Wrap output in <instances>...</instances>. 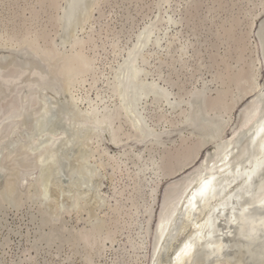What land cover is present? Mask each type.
Returning <instances> with one entry per match:
<instances>
[{
    "label": "bare ground",
    "instance_id": "1",
    "mask_svg": "<svg viewBox=\"0 0 264 264\" xmlns=\"http://www.w3.org/2000/svg\"><path fill=\"white\" fill-rule=\"evenodd\" d=\"M141 1L142 0H47L49 3L47 8H49L50 13L52 11V15H50L49 18V26L47 25L44 27L39 34L41 41L43 39L45 43L43 49L44 55L55 60L58 58L62 59L63 56L66 61L64 60L65 63L62 69L58 71L60 76L65 77V81L67 77L71 85L84 82L85 76L94 71L93 59L85 53V46L92 43L93 38L89 36L81 40L74 37L79 26L87 21L88 18L91 17V14L98 9L102 17L103 15L101 12L103 4L110 6L113 4H125L126 9L130 13L131 10L134 11V9L140 6L139 4ZM122 5L121 7H124ZM186 5V14L182 16L183 24L185 23L183 17L184 20L189 23V21L194 18L197 9L201 7V3L197 2V0L189 1ZM41 6L42 8L44 7L43 5ZM259 8H264V0H256L251 10L255 13L259 12ZM138 9L140 10V8ZM254 13V18L251 19L252 22L249 21L247 24V22L245 23L243 20L234 19L231 26L226 31L224 30L222 33L219 32L220 36H218L214 42H211V45L208 42V46H212V49H217V52L222 45H225V56L211 54L212 56L210 57V60L213 62L212 66L211 64L210 66L215 69L217 66V71H215L217 73L215 74L214 81L221 86L219 87L220 89H217L215 92L205 84L202 87H198L193 82H190L192 86L188 88L185 85L186 82L183 83V81L180 80L182 81V83H180L172 79V75L169 79L160 76L161 68L164 66L168 67L171 73L177 76L176 78H179L181 70L187 71L190 66H193L191 63V65L189 64V58H186L187 50L190 47L182 45V48H176L173 52L171 46L173 41L169 45L166 56L164 58H162L163 55L161 56L160 64L156 59L158 64L155 69L159 78L156 76L157 79L152 78V80H148V77L151 75V69L147 70V66L150 63L151 56H149V54L147 55V49L150 47L151 43L154 46H160L161 44L162 39L159 37L153 41V35L156 33L155 31L156 28H158V23H164V19L161 20V18L158 22L154 21L147 24L139 34H136L134 44L128 48L126 55L123 57L120 56L122 60L113 68L114 75L111 79V83H109L111 91L110 105H106V103L109 102H106L103 98L99 99L97 102L87 97L83 98L78 96L76 98L75 95V97L72 96L71 99L61 100L58 95L61 94L62 96L64 88L60 87L58 84L62 80L55 74L51 76L50 73L52 71L49 73L46 67L48 64L47 60L43 59L41 55L33 54V56L46 68V71H42L44 67H40L41 69L34 68L31 76L43 78L45 84L50 87L55 94L51 96L47 90H44V101L47 102V100L51 99L55 101L56 104H66L65 108L67 109H65V115H72L73 118H77L76 120L78 122L84 121L92 123L93 121L100 125H107L109 122L108 125L112 130V136L108 137L110 143L115 146H122L118 147V150L122 149L123 151L125 148L123 152H118L116 155L111 156L110 161L114 162L112 166L115 170L118 169L121 171L123 169L122 167L126 168L125 171L132 185V188L130 187L131 185H128L120 192L117 191L118 189L116 190V187L114 188V194H120L122 196L125 192L130 190L127 201L132 202L130 208L131 213L127 211V215H119L116 218H112L110 215L109 219L107 218V222L104 220V217L97 214L102 207L107 205L109 198V195L103 191V168L105 167L99 160L96 161L94 156L95 151L101 146L100 143L103 141V136L106 135L105 133L96 135L92 132H79L78 143H73L69 147L68 154H71V159H67L68 164L66 170L62 167V164L57 158L53 159V162H51L48 158L51 152L45 154L47 157L45 155L39 157L38 159L42 160L44 166L39 176L33 174L35 181L29 186L28 190L32 192L31 198L35 195L38 203L45 209L49 217L47 221L49 227L51 229L55 228L56 230L51 231L52 233L56 232L54 236L57 235L61 238V242L62 239L75 241L74 238L76 239V236H78L76 235L77 230H75L76 236L73 234V229L69 234L64 215H67V213L70 214L73 209L79 208L80 201H82L86 203L85 205H87L88 208L90 207L89 210H95L92 212V215H90V219L98 220L100 223L102 222L107 226L105 232L106 237L102 239V244L100 243L101 245L96 252L93 251L97 255L95 257L96 259L102 258L105 251L104 248L106 247L105 243L107 241H110L111 244L116 242L115 236H117L121 230L125 229L123 224L126 220L134 224L135 228L139 225V217L142 216L141 213H143L142 211L144 210L143 217L149 219L146 234L139 233L138 228H136L135 234L138 238H136L137 241L134 243L136 239L133 238L134 236L132 233H129L126 241L128 250L133 253L132 259L147 247L146 264H264V111L261 113L259 107L256 106L257 101L261 97H264V83L260 84L258 82V79L261 78L262 75L261 67L264 68V20L262 23L260 22L261 25L256 34L259 40H257V44L252 46L253 48L251 49L248 42L249 30L254 32V19L261 15V12L256 16ZM31 15V19L35 22L40 18L37 10L33 8L31 10ZM128 16L131 19V15ZM32 22L33 21H31V23ZM38 23L36 25H38ZM170 23L171 21L169 24ZM125 24L128 25V23ZM242 26H247L250 29L246 32L241 28ZM35 27L37 28V26ZM33 30H35V28ZM147 30H150V37L146 44L148 48L140 54L139 58L135 60V63L137 69L143 74L141 83L147 88H152V90L150 89L146 94V99L139 104L140 110H137L143 117L147 128L152 132L150 137H144L137 133L135 126L138 118L136 114L134 112H129L120 104L122 93L125 92L128 96V92L132 85L130 74H125L121 70L128 62L133 50L141 46L140 38ZM53 32L57 33V36L61 34L64 40L61 41L62 43L60 42L59 45L56 40L52 38ZM69 38L73 39V42L69 41L71 42L72 51L66 54L60 50V44L65 46ZM114 42H116V39ZM201 54L202 52L199 49H196L195 53H193L191 59H194L193 62L197 63L195 64L196 66L194 65V68L199 67ZM4 60L5 59H3V61ZM44 60L47 61V64L44 63ZM58 61L59 60H57V62ZM22 64L24 65V63ZM168 68L167 70H169ZM53 69L54 68H51L50 70ZM27 71L29 70H25L22 65L10 69L0 67V72L4 74L0 76V87L2 86L1 92L2 89L4 91L11 90L12 88L10 87L12 84L17 82L20 77L25 76ZM169 73L168 71L167 74ZM192 73V76H194V72ZM121 77L123 78L122 81L125 86L124 92L117 85ZM31 86H36L34 80H30L29 82H25L24 80L21 84L19 83L17 88H20L22 95L25 89ZM65 89H67V87ZM66 91L65 93H67ZM4 96L2 95V97ZM249 97L252 98L242 110L241 125L237 129L235 135L231 138H226L228 129L233 124L236 106H238L242 100ZM7 98L9 99V97ZM7 98L6 105L3 106L4 104H0V108L3 106L2 108H7V110L9 109L10 112L14 113L18 109L17 103L15 102L16 100L10 101ZM193 98L205 99L204 110L207 116L206 119L210 121H201V112H199V109L191 112L189 107ZM81 104H85L86 106L81 108ZM31 112L30 115L22 118L20 122H18V125L22 127L20 135L18 136V134L16 135V132H14L8 136L9 138L7 137V139H9L8 141L11 140V142L4 148L6 152V162H4L3 166L0 163V176H2L1 168L6 170V175L11 173V169L7 164L8 159H11V162H18V165L20 164L19 167H23L27 170L31 169V163H26L24 161L27 158L24 156L27 154L29 155L30 144H24L23 147L20 146L19 148L21 150L17 155L13 153V150H15L19 144L18 140L27 137L22 131L30 132L32 135L36 133L35 126L30 118L39 116L42 110L34 109L31 110ZM80 117H92V121L81 120L82 118ZM215 117L220 119H218L220 122L217 123V129L214 128V123L212 124V120ZM34 121L36 120L34 119ZM197 122L200 124V126L197 127L199 130L194 128ZM213 129H215V131L219 130V135L217 137L214 136ZM50 134L52 138L59 140L60 136H58V134L52 132ZM170 139H172V143L166 141ZM35 141L36 140L33 142ZM134 143H144L143 151L135 152L134 148L131 146ZM128 146H130V149ZM63 149L64 146L61 150L59 149L52 153L57 157ZM206 149V156L201 163V167L197 171L186 175L183 177L184 179L182 181H171L188 168H191ZM52 153L51 155H54ZM110 161L109 163H111ZM130 163L133 165L131 166L132 168L129 166ZM154 166L157 168L154 169ZM85 172L93 173L95 176V179L92 180L90 185L87 184L84 178ZM11 178L12 177H9V179ZM166 179H169L171 182L167 186V189H163L162 184ZM22 180L19 175H16L14 179L19 185ZM1 181L0 179V183ZM143 181L146 183V187L142 184ZM236 183L237 185L232 188V185ZM179 187L180 190L174 201L167 205L165 202L162 205L161 201H163V194V199L169 198L173 193L169 192L170 189ZM160 189H162V197H159ZM50 204L51 206L56 205L55 207H58V213L49 211V207H51ZM124 208H126L124 205L121 206L119 202H117L113 210L118 214H122V211H125ZM105 215L107 216V213ZM89 223L93 224L92 222ZM102 223L98 225L101 226ZM97 227L96 225L95 229H98ZM80 230H82V228ZM67 233L69 236H66ZM155 233L156 235L158 234V238L153 245L149 236ZM96 234L98 235V233ZM84 236H86V238L84 237L82 241H79L82 242L84 250L90 251L93 249L91 245L94 244L87 239L89 237L88 234ZM47 238L49 237L47 236ZM170 239L173 240V242L170 243L171 246L169 250L166 253L161 252L165 242H168ZM58 240L60 241V239H57L55 242H58ZM64 240L63 242L66 243ZM93 241L94 240H92V242ZM61 242L60 244L57 243L58 246H61ZM69 244H71V242ZM124 245L125 244H123L122 247L123 250ZM63 246L61 249H63ZM73 246L74 245H72V247ZM77 248L79 247H76V249ZM125 249L127 250V248ZM201 257H204L206 261L202 262ZM70 258L71 257H69V259ZM100 260L102 261V259Z\"/></svg>",
    "mask_w": 264,
    "mask_h": 264
},
{
    "label": "rangeland",
    "instance_id": "2",
    "mask_svg": "<svg viewBox=\"0 0 264 264\" xmlns=\"http://www.w3.org/2000/svg\"><path fill=\"white\" fill-rule=\"evenodd\" d=\"M189 1L191 2L192 0H142L139 4L140 6L138 5L139 7H137V9H134L135 12L130 9L132 12H134L132 13L130 11V13L132 14L128 12L124 3V5L113 4L112 6L103 4L101 12L103 16H100L99 9L94 11L93 14H91V17L79 26L74 36L81 40L92 36L93 42L85 46V53H87V55L93 59L94 71L85 76L84 82L74 83L71 85L67 77L65 81V77H61L58 72L60 71V69H62L65 63V58L62 56V59L58 58L55 60L48 56H45L43 52L45 43L43 39L41 41L39 34L44 29V27H46L47 25L49 26V18L50 15H52V11L50 13L49 8H47V5H49L47 0H0V67H4V69H10L22 65L25 70H29L27 71V74H24L25 76H23L25 82H29L31 79L34 78V76H31L32 70L34 68L37 69L40 67H44L33 56V54L41 55L43 59L48 61V64L45 60L44 63L47 64L46 67L49 73L52 71L50 73L51 76L55 74L57 77L59 76V79L63 81L59 82L58 84L60 87L64 88L62 98L60 97L61 94L58 95L61 100L71 99L72 96H76V98L80 96L83 98H91L92 101L98 102L99 99L103 98L104 100H106V102H109L106 103V105H110L111 91L109 83H111V79L114 75L113 68H115L118 65L117 63H120L122 60L120 56L123 57L124 55H126L128 48L134 44L136 40V34H139L147 24H150L154 21L158 22V20L160 21L161 18V20L164 19V23H158V28H156L155 31L156 33L153 35V41L156 40L157 37L162 39L161 44L160 46H154L151 43L150 47L147 49V55L149 54V56H151L150 63L147 66V70L151 69V75H153H150L148 77V80H152V78H156V76L157 78H159L155 68L158 63H161V56L163 55L162 58L166 56V53L168 52L167 50H169V45L173 41V43L171 44L173 52L176 48L179 49L183 46L190 47L187 50L188 56L186 55V58L190 59H188V61L189 64L191 63L193 65V68L190 66L189 69H191H188L189 71H182L179 67V69L181 70V72L179 70V74L181 75L182 73V75H179V78H176L177 76L172 74L168 67L164 66L163 68H161L162 70L160 71V76H163V78L165 79H169L172 75V79H175L180 83H182V81L183 83L186 82L185 85L188 88L192 86V83L190 82H193L198 87H202L205 84L208 85L211 90L215 92L217 89H220L219 87L221 86L214 81L215 74L217 73L215 72L217 71V66L216 69L211 67L213 62L212 60H210V57L212 55L225 56V45H222L221 48H219L220 50H218L217 52V49H212V46H208V44L210 43L211 45V42H214L215 39L220 36L219 32L222 33L224 32V30L226 31L231 26V23L234 19L243 20L245 23L247 22V24L249 23V21L252 22L251 19L254 18V12L253 10H251V8H253L254 2L256 0H197V2L201 3V7L195 12L194 18L189 21L190 24L186 22L183 17V21L186 23L183 24L182 16L186 14V4ZM41 5H43L44 7L42 8ZM121 5L124 6L125 9L124 7H121ZM32 8L37 10V13L40 17L39 20L36 22L31 19ZM138 8H140V10ZM259 12H261L260 17L257 16L254 19V32H252V30H249L250 28H248L247 26L241 27L246 32L247 30H249L248 42L250 44L251 49L253 48L252 46H255L257 44V40H259L256 34L258 33V29L260 28V22L262 23L264 20V8H259ZM259 12H255V16L259 14ZM127 14L131 15L132 22L131 20L130 22H127L125 20L126 18L124 17H127ZM31 21L33 22L31 23ZM170 21L171 23L169 24ZM37 23L38 25H36ZM125 23H128V25ZM34 25L37 26V28ZM34 28L35 30H33ZM34 31L37 33H35ZM38 36L40 39L38 38ZM56 36L57 33L53 32L52 38L55 39L57 44L59 45V43L64 40L62 39L61 34H59L57 37ZM115 39L116 42H114ZM72 40V38H69L68 42H73ZM71 42H69L70 44L66 43L67 45L65 44V46L60 44V50L63 53L69 54L70 51H72ZM185 43L187 45H190L187 46ZM196 49H199L202 54L201 60L199 62V67L194 68V65L197 63L193 62L194 59L192 60L191 57L193 56V53H195ZM3 59L5 60L3 61ZM57 60L59 61L57 62ZM22 63H24V65ZM51 68L54 69L50 70ZM167 68L169 70H167ZM194 70L197 72H195ZM42 71H46V68L44 67ZM168 71L171 73H169L170 75L167 74ZM192 72H194V76H192ZM261 73V78L258 79V82L260 84L264 83V72L262 67ZM66 87L67 89H65ZM1 88L2 86L0 87V95L3 93L2 95L4 96L6 93L3 89L1 92ZM90 88L92 91L90 90ZM65 91L67 93H65ZM48 93L51 96L54 94L52 91H48ZM2 95L0 96V100H5L2 102L0 101V104H4V102H6V95L4 97H2ZM22 95L25 94L23 93ZM251 98L252 97L242 100L239 105L236 106L234 110L233 124L231 125L232 127L230 126V128L228 129L226 138H231L233 135H235L237 129L242 123V110L245 105L249 101H251ZM80 106L81 108H83L86 105L81 104ZM16 128L19 129V131L21 132V125H18V127ZM166 141L168 143H172V139ZM100 145L101 146H99V149L95 151L94 156L95 160H99V162L103 163V166L105 167L103 168V191L109 195V198L107 201V205L102 207L97 214L101 215V217H104V220L108 222L107 218L109 219L110 215L112 218H116L119 215H127V211L131 213L130 208L132 202L127 201L130 190L125 192L123 196L120 194H114L115 187L116 190L118 189L117 191L120 192L124 190L126 186L131 185V181L129 180L127 172L125 171L126 168L122 167L123 169L121 171H119L118 169L115 170L112 166V163L114 164V162L110 161L111 156L116 155L118 152L124 151V146L123 151L122 149L118 150L113 147L109 141L107 134L103 136V141L100 143ZM131 146L134 148L135 152H141L144 149L142 143H134ZM128 148L130 149V146H128ZM206 153L207 149L204 150L201 157L198 158L199 160L195 164H193L191 168H188L181 175L171 181H182L184 179L183 177L197 171L201 167V163L204 160ZM27 156L28 154L24 157ZM24 161L26 163H29V158L27 157ZM109 161L111 163H109ZM7 164L9 165L12 174L10 173L11 175H6L7 177H5V179L2 180L0 183V264H146L147 247H145L143 251H141L137 256H135L134 259H132L133 253L128 250V246L126 244L129 233L133 234L134 239L137 238V235L135 234L136 228H138L139 233L146 234L149 219L143 217L144 210L142 211L143 213H141L142 216L139 217V225L135 228L134 224H131L129 223V220H126V222H124L123 224V226H125V229L121 230V232L118 233L117 236H115L116 242L114 244H111L110 241H107L105 243L106 247L104 248L105 251L103 253L102 258L96 259L95 257L97 255L95 252L98 247L102 244V239L106 237L105 232L107 230V226H105V224L102 222V225L99 226L101 224L100 221L90 219V215H92V212H94L95 210H89L90 207L88 208V206L85 205L86 203L80 201L81 203L79 202V208L73 209L70 214L67 213V215H64L69 234L74 230L73 234L74 236L78 235L76 236V239H78L76 240L74 238L75 241L62 239L61 242V238H59L57 235L54 236L56 232H51L56 230L55 228L51 229L49 227L47 222L49 220V217L46 214L45 209L41 206L40 203H38L37 197H35L34 195V197L31 198L32 192L29 191L28 188L35 181L33 178V173H30L31 169L27 170L23 167H19L20 164L18 165V162L16 161L11 162V159L7 160ZM129 166L131 167L133 165L130 163ZM114 174L116 175V177ZM16 175H19L21 177V180L24 179L22 180L20 185L16 182L17 180L14 181ZM9 177L12 178L9 179ZM171 181L169 179L164 180L162 184L163 189H167V186L170 184ZM142 184H144L146 187V183L144 181ZM130 187L132 188V185ZM159 193V197H161L162 189H160ZM117 202H119L121 206L124 205L127 208H124L125 211H122V214H118L116 211L113 210V207L117 205ZM55 206L49 207V211L58 213L59 209ZM106 213L107 216L105 215ZM88 221L92 222L93 224H90ZM96 225L98 226L97 228L99 230L95 229ZM81 228L82 230H80ZM75 230H77L76 235ZM96 233H98V235ZM69 234L67 233L66 236H69ZM85 234L89 235L87 239L92 244H94L91 245L93 249L90 251L84 250L82 242L79 241H82L84 237L86 238V236H84ZM47 236L49 238H47ZM57 239H60V241L58 240V242H55ZM137 239L134 240V243L137 241ZM63 240L66 243H64ZM92 240L94 241L92 242ZM51 241L53 244L51 243ZM139 241L141 242L140 238ZM60 242L61 246L59 245V247L57 243L60 244ZM70 242L71 244H69ZM123 244H125L124 250L122 248ZM72 245L74 246L72 247ZM62 246L63 249H61ZM76 247L79 248L76 249ZM125 248H127V250ZM78 253H80L81 255ZM69 257L71 258L69 259ZM100 259H102V261Z\"/></svg>",
    "mask_w": 264,
    "mask_h": 264
},
{
    "label": "water",
    "instance_id": "3",
    "mask_svg": "<svg viewBox=\"0 0 264 264\" xmlns=\"http://www.w3.org/2000/svg\"><path fill=\"white\" fill-rule=\"evenodd\" d=\"M127 18H129L128 14H127ZM127 18H126V21L130 22L131 19L130 18L127 19ZM149 37H150V30H147L144 33V35L140 38L141 46L133 50V52L130 54L128 62L126 63L125 66H123L121 70L125 74L129 73L132 78L131 79L132 85L128 92V96L124 92L125 86L123 84L122 77L119 78L118 84H117L118 87L124 92L122 93V96L120 98L121 106L125 107L129 112H134L136 114L138 118L137 119L138 121H136V126H135L137 129V133L141 134L144 137H150L152 135V132L147 128L143 117L137 112V110H140L139 104L146 99V94L149 92L150 89L152 90V88H147L141 83V78L143 74L140 73V71L137 69L135 60L139 58L140 54H142L144 50L146 51V49L148 48L146 44H147V40L149 39ZM263 72H264V68H263ZM3 75L4 74L0 72V76H3ZM23 80H24V77H20L17 80V82H14L12 84V86L10 87L12 88L11 90H5L6 96L9 97V99L7 97L6 98L10 101L16 100L15 102L17 103L18 109L14 113H12L9 111V109L7 110V108L6 109L2 108L3 106L6 105L7 101L4 103L3 106H1L2 109L0 108V163L2 164V166L4 162H6V159H5L6 152L4 151V148L11 142V140L8 141L9 139H7V137L13 134L15 131H16V135L17 134L18 136L20 135L19 129L16 128L18 127V122L22 118L30 115L33 112V111L31 112V110H34V109L42 110L39 116L30 118V120L33 122L35 126L36 133L32 135L30 132L22 131L23 134H26L27 137L18 140L19 141L18 146L15 150H13V153L17 155V153L21 150L19 148L20 146L23 147L24 144L31 145L29 155L27 157L29 158V162L31 163L30 173H33L34 175L37 174L39 176L42 171V167L44 166V163L42 162V160L38 158L42 157L47 152L52 153V152L58 151L59 149L61 150L63 146H64V149L62 151L63 153L61 152L57 157L55 156L54 153H52L54 155H51L50 153L48 158L51 160V162H53V159L57 158V160L62 164V167L66 170V166L68 164L67 159L68 158L71 159L70 158L71 154H68L69 147L73 143H76V142L78 143V138H79L78 133L79 132L81 131L82 132L83 131L92 132L96 135L105 133L108 135V137L112 136V130L110 126L108 125L109 122L107 123V125L105 124L100 125L96 122H93L92 117H88V118L80 117L82 118L81 120H87V121L90 120L92 121V123L84 122V121L78 122L76 120L77 118H73L72 115L70 116L65 115L64 112H65V109H67L65 108L66 104H63V105L56 104V102L51 99L47 100V102L44 101L43 99V94L45 93L44 90H47L49 92H51L52 90L50 87H48L45 84V80L41 77H34L33 79H31L35 81L36 86L27 87L25 91L23 90L25 95H21L20 88H17V87L19 86V83L21 84V82H23ZM205 102L206 101L203 98H193L192 103L189 108L191 112L199 109V112H201V116H200V119H202L201 121L206 120L205 122H208L210 120L206 119L207 116L204 110ZM256 106L259 107V110L261 113L264 111V97H261L257 101ZM34 119L36 121H34ZM218 119L219 118L215 117L212 120V124L214 123L213 126L215 129H217V123L220 122L219 121L220 119L219 120ZM199 126L200 124L197 122L195 123L194 128L196 130H199L197 128ZM215 129H213V134L215 137H217L219 135L218 133L219 130L215 131ZM51 132L58 134V136H60L59 140H55L54 138H52L50 134ZM34 140L36 141L33 142ZM142 145L144 146L145 144L143 143ZM112 146L117 149L118 147H122V146H115L113 144ZM153 168L156 169L157 167L154 166ZM1 169H2V176H0V179L4 180L7 172L6 170H4V168H1ZM84 174H85L84 178L86 179L87 184L90 185L92 180L95 179L94 174L90 172H85ZM236 185L237 183L233 184L232 188H234ZM179 190H180V187L176 189H170L169 192H173V193L171 194L169 198H166V199H163L164 198V194H163V198H162L163 201H161V204L163 205L166 202L165 204L167 205L170 202H173ZM161 197H162V194H161ZM157 236L158 234L156 235V233L153 235L151 234L149 236V239L151 240L153 245L155 244V241L158 238ZM172 242L173 240L171 239L168 242H165L164 246L162 247L161 252L166 253L171 246L170 243ZM201 260L202 262L206 261L204 257H201Z\"/></svg>",
    "mask_w": 264,
    "mask_h": 264
}]
</instances>
